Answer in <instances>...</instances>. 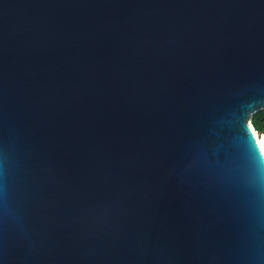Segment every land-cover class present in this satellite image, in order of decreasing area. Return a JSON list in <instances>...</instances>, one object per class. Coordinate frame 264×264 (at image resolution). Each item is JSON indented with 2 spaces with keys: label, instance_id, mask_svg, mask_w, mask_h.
<instances>
[{
  "label": "water",
  "instance_id": "1",
  "mask_svg": "<svg viewBox=\"0 0 264 264\" xmlns=\"http://www.w3.org/2000/svg\"><path fill=\"white\" fill-rule=\"evenodd\" d=\"M264 0H0V264H264Z\"/></svg>",
  "mask_w": 264,
  "mask_h": 264
},
{
  "label": "trees",
  "instance_id": "2",
  "mask_svg": "<svg viewBox=\"0 0 264 264\" xmlns=\"http://www.w3.org/2000/svg\"><path fill=\"white\" fill-rule=\"evenodd\" d=\"M251 121L256 131L264 133V111L254 114Z\"/></svg>",
  "mask_w": 264,
  "mask_h": 264
},
{
  "label": "bare ground",
  "instance_id": "3",
  "mask_svg": "<svg viewBox=\"0 0 264 264\" xmlns=\"http://www.w3.org/2000/svg\"><path fill=\"white\" fill-rule=\"evenodd\" d=\"M256 136H257L258 142L260 144V147L262 148L263 153H264V133H260V132L256 131Z\"/></svg>",
  "mask_w": 264,
  "mask_h": 264
}]
</instances>
